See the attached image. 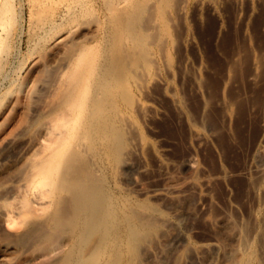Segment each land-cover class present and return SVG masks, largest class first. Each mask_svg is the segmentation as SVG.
Returning a JSON list of instances; mask_svg holds the SVG:
<instances>
[{"label": "bare ground", "instance_id": "1", "mask_svg": "<svg viewBox=\"0 0 264 264\" xmlns=\"http://www.w3.org/2000/svg\"><path fill=\"white\" fill-rule=\"evenodd\" d=\"M7 1H0L2 26L12 13ZM32 1L41 15L43 8L58 0ZM64 1L68 2L67 12L72 13L65 12L66 16L79 10L81 16L92 18L84 26L85 37L73 35L54 67L51 64L56 75L49 90L50 85L43 88L50 99L46 96L42 103L39 133L34 132L28 145L12 154L9 166H5L7 161L6 168H0V264H29L36 255L33 249L43 255L39 256L44 264H217L219 257L220 264H264V211H253V226L248 220L252 217L247 218L248 223H239L241 218L235 216L237 222L233 213L213 216L211 223L218 236L195 243L189 228L182 225L188 216H195L187 209L190 204L186 209L182 204L174 206V215H168L159 203L132 196V187L139 183L135 176L123 183L120 175L124 166H136L134 156L145 160L147 151L157 154L154 144L141 133L136 114L150 117L152 103L142 95H150L153 83L172 86L156 67L163 59L168 67L162 65L169 70L173 62L172 48L177 46L175 41L178 43L173 24L184 12L182 0ZM84 1H90L88 6ZM200 1L215 5V0ZM260 55L262 58L258 54L253 64L252 56H242L244 63L248 60L252 65L242 67L241 61L237 68V62L230 66L236 70L241 66L244 71L247 65L248 69L252 66L249 75L243 74L257 84V76L264 73L260 70L264 54ZM245 77L244 81L248 80ZM39 79L45 77L40 75ZM197 79L199 85L204 83L205 78ZM173 90L168 95L182 111L184 100ZM263 96L256 100L262 101ZM263 106H259L262 111ZM196 133L203 137L202 132ZM263 158L258 156L262 162L255 168L258 185L264 180ZM192 166L196 172L198 165L192 161ZM136 167L142 170L144 165ZM195 175L192 184L200 179ZM180 190L171 182L154 195L176 198L175 192ZM26 248L32 250L31 258Z\"/></svg>", "mask_w": 264, "mask_h": 264}, {"label": "rangeland", "instance_id": "2", "mask_svg": "<svg viewBox=\"0 0 264 264\" xmlns=\"http://www.w3.org/2000/svg\"><path fill=\"white\" fill-rule=\"evenodd\" d=\"M85 1L86 7L90 1L88 4ZM7 2L12 13H9L6 25H0L2 170L7 164H11L14 155L25 148L34 132L37 134L40 129L39 124L43 119L42 103L47 100V91L56 75L51 64L54 63V67L59 54L62 55L66 50L65 46L71 44L73 35L85 37L84 26L92 18L86 14L81 16L79 10L78 15H75L76 12L73 16H66L68 2L64 0L53 2L54 5L50 3V7L43 8V12H40L41 15L32 0ZM197 3L196 0L181 1L184 12L173 24V33L178 36V43L175 41L177 46L174 50L172 48L174 59L172 58L169 69V74L171 71L172 74L167 73L169 70L165 67L168 66L163 63L162 58L157 63L159 67H156L160 72L156 71L171 83L173 92L184 100V109L181 111L169 97L168 92L172 88H166L158 82L152 84L150 95H142L144 98L148 96L152 103L150 117L143 118L138 113L136 116L141 133L154 144L157 154L147 151L145 160L134 156L136 166L143 164V169L126 165L121 169L120 175L123 183L135 176L139 183L136 187L130 185L132 196L137 200L149 199L159 203L168 215H174V206L182 204L186 209V205L190 204L188 207L191 208L187 209L191 216L193 213L195 216H188V219H184L186 221H182V225L189 228L191 241L202 243L218 236L211 217L233 213L232 218L237 216L241 219H234L242 223L253 214L256 216L258 211H264V180L258 185L255 169L260 161L257 160L258 156L263 158L261 156L264 155V127L261 128L264 110L259 107L260 104L261 107L264 105V98L261 97L262 101L256 100L264 95V90L261 89H264V76H261L264 68L261 69L260 66L261 74L257 76V81L263 83L261 87L260 83H253L256 80L245 77L248 70L252 69V66L249 69L248 66L253 64L254 58L258 54L260 57V54H264V0H215L214 6L199 0ZM65 12L67 13L64 14ZM242 56L244 59L253 57L250 60L252 64L246 60L250 64L246 71L242 67H246L245 64L248 63L242 61ZM235 62L236 68L244 65L236 70L233 67ZM262 62L264 65V55ZM240 73L252 82L244 81ZM193 74H198L200 79L205 78L203 82L206 84L199 85ZM32 75L34 76L31 78ZM40 75L45 79L37 81ZM260 76L263 81L258 80ZM31 79L38 83L37 86H33L34 81H30ZM47 86L48 90H43ZM47 98L50 99V94ZM260 128L263 129L262 133ZM197 131L202 132L203 137ZM21 146L23 147L20 148ZM191 160L198 165L196 175L200 179L196 184L191 183L196 173ZM245 173L252 175L247 176ZM250 181L257 183V190L254 189V184L248 183ZM171 182L181 187L180 191L175 192L176 198H158L154 195L156 190ZM254 219H248L252 226L256 224H253L256 221ZM28 248V251L24 250L29 255L32 250ZM36 251L38 252L33 249V254L38 255ZM36 255L29 260V264H44L40 257L43 255L40 252V256ZM217 261L220 264L221 257Z\"/></svg>", "mask_w": 264, "mask_h": 264}]
</instances>
